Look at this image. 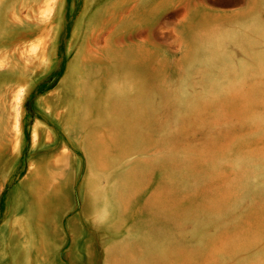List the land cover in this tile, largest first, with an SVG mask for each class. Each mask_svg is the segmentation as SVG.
<instances>
[{
	"label": "rangeland",
	"instance_id": "374dc122",
	"mask_svg": "<svg viewBox=\"0 0 264 264\" xmlns=\"http://www.w3.org/2000/svg\"><path fill=\"white\" fill-rule=\"evenodd\" d=\"M0 264H264V0H0Z\"/></svg>",
	"mask_w": 264,
	"mask_h": 264
}]
</instances>
